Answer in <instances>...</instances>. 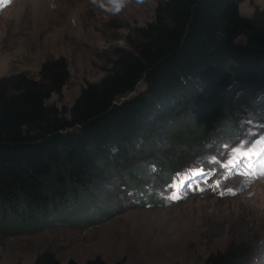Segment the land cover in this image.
Masks as SVG:
<instances>
[{
	"label": "trees",
	"instance_id": "16d2710c",
	"mask_svg": "<svg viewBox=\"0 0 264 264\" xmlns=\"http://www.w3.org/2000/svg\"><path fill=\"white\" fill-rule=\"evenodd\" d=\"M244 1L158 3L154 19L128 38L130 50L117 51L106 76L82 89L68 117L49 105L67 83L65 61L44 64L39 80H1L0 233L93 224L95 214L120 208L101 189L122 163L165 149L179 154L217 129L232 134L223 115L231 104L255 114L264 89V17L242 16ZM140 83L143 92L121 101ZM163 168L169 182L170 165ZM35 264L60 262L45 253ZM206 264L240 261L227 252Z\"/></svg>",
	"mask_w": 264,
	"mask_h": 264
},
{
	"label": "rangeland",
	"instance_id": "374dc122",
	"mask_svg": "<svg viewBox=\"0 0 264 264\" xmlns=\"http://www.w3.org/2000/svg\"><path fill=\"white\" fill-rule=\"evenodd\" d=\"M162 1L122 0L112 11V0H0V81L39 80L44 64L65 61L67 83L49 105L68 117L82 89L106 76L119 49L130 50L128 38ZM239 12L263 18L264 0H245ZM144 90L140 83L121 101ZM254 113L231 104L223 115L232 134L217 129L179 154L165 149L122 163L101 189L120 208L95 214L93 224L0 233V264H35L45 253L60 264H206L227 252L240 264H264V89ZM167 164L169 182L161 178Z\"/></svg>",
	"mask_w": 264,
	"mask_h": 264
},
{
	"label": "clouds",
	"instance_id": "9594fccd",
	"mask_svg": "<svg viewBox=\"0 0 264 264\" xmlns=\"http://www.w3.org/2000/svg\"><path fill=\"white\" fill-rule=\"evenodd\" d=\"M123 7L122 0H112L110 10L112 11H119V9Z\"/></svg>",
	"mask_w": 264,
	"mask_h": 264
},
{
	"label": "bare ground",
	"instance_id": "6f19581e",
	"mask_svg": "<svg viewBox=\"0 0 264 264\" xmlns=\"http://www.w3.org/2000/svg\"><path fill=\"white\" fill-rule=\"evenodd\" d=\"M238 210H240V208L237 207ZM251 216L255 218V216H261L262 214H260V212H255V211H251Z\"/></svg>",
	"mask_w": 264,
	"mask_h": 264
},
{
	"label": "snow or ice",
	"instance_id": "6c2138e0",
	"mask_svg": "<svg viewBox=\"0 0 264 264\" xmlns=\"http://www.w3.org/2000/svg\"><path fill=\"white\" fill-rule=\"evenodd\" d=\"M173 199H176V197H173Z\"/></svg>",
	"mask_w": 264,
	"mask_h": 264
}]
</instances>
